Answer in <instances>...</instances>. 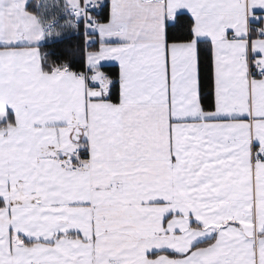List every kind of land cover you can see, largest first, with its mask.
<instances>
[{
    "label": "snow or ice",
    "instance_id": "1",
    "mask_svg": "<svg viewBox=\"0 0 264 264\" xmlns=\"http://www.w3.org/2000/svg\"><path fill=\"white\" fill-rule=\"evenodd\" d=\"M0 264H264V0H0Z\"/></svg>",
    "mask_w": 264,
    "mask_h": 264
}]
</instances>
